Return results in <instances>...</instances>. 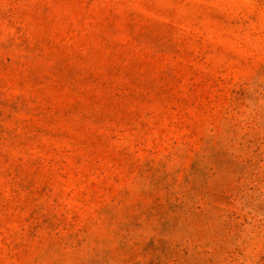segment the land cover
Returning <instances> with one entry per match:
<instances>
[{"label":"rangeland","instance_id":"374dc122","mask_svg":"<svg viewBox=\"0 0 264 264\" xmlns=\"http://www.w3.org/2000/svg\"><path fill=\"white\" fill-rule=\"evenodd\" d=\"M0 264H264V0H0Z\"/></svg>","mask_w":264,"mask_h":264}]
</instances>
